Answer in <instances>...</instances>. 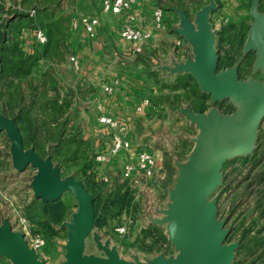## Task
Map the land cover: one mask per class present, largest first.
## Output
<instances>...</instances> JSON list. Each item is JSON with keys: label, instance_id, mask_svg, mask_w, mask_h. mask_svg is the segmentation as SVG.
<instances>
[{"label": "rangeland", "instance_id": "374dc122", "mask_svg": "<svg viewBox=\"0 0 264 264\" xmlns=\"http://www.w3.org/2000/svg\"><path fill=\"white\" fill-rule=\"evenodd\" d=\"M252 1L151 0L163 11L169 6L176 7L193 20L204 10L212 38V50L216 56L215 71L235 68L239 80L264 82V70L255 63L256 51L253 48L247 49L250 25L254 22L251 13ZM257 1L258 9L264 13V4ZM1 2L4 4L0 8V46L3 42L4 25L10 17L6 15L7 10L4 8L12 5L15 10L27 13L31 18L28 25L18 24V27L22 26L19 33L14 34L18 37L15 41L19 47L27 55L32 53L34 60H27L24 65L23 69L26 70L30 66L26 79L15 77L14 80H0V116L15 120L14 114L24 111L29 122V140L26 138L25 148H33L42 157H49L61 177L74 175L93 195L98 219L85 239L84 253L103 256L107 249L114 247L120 257L135 263L149 262L160 255L166 259H176L180 255V249L171 242L167 222L162 221V217L172 202V190L180 176V168L194 149L199 131L185 116L183 108L191 107L196 101L203 108L195 112L209 114L214 110L222 116H228L238 109L237 106L229 98H213L190 72L185 74V77L190 76L187 80L188 86L174 89L175 85L182 83L183 78L176 75L181 71L179 66L182 64L171 62L165 50L158 54L160 59L153 62L150 58L149 61H144L139 57L140 52L131 50L127 53L118 48L115 44L118 39L128 41L119 37L120 28L127 22L138 23V20L123 17L115 21L118 24V39L113 36L116 40L113 45H103V50L106 48L105 53L109 57L107 67L111 66L112 75H137L139 78L146 75L153 79L155 88L150 89L148 85L145 87L154 90L151 96L149 94L146 97L149 100L152 97L154 109L143 117L150 123L144 127L136 123L137 106L141 103V97L137 100L133 95V99L137 101H133L136 105L131 107L132 112L130 110L127 119L131 127L127 126V129L121 131L119 125L108 124V129H98L96 136L93 134L91 139H85L89 132L94 133L92 128H88V112L82 113L79 108H82V102L87 99L83 96L85 91L82 90H87V87L82 85L80 89L81 85L74 81L76 75H82L80 68L85 69L89 64L85 60L81 64V58L87 57L85 49L92 40L100 42L103 37L99 32L101 22L96 36L92 37L85 31L81 21L88 16H98L101 20L100 12H111L103 10V0H10L9 4L7 0ZM261 6L263 10L260 9ZM126 13L121 11L111 14H115L117 18L118 15ZM151 23L149 20L146 22ZM35 28L43 29L46 33L47 50H44L45 46L36 43L33 36ZM15 30L19 29L14 28L13 31ZM218 62L222 64L219 69ZM49 77L53 78L52 81H48ZM73 89L76 90V108L79 112H68L64 115V120H60L61 127L47 124L43 102L55 95V90L58 94H66ZM203 94L208 97L201 98ZM73 99L72 96L71 100ZM227 105L233 107L228 113L224 111ZM123 116L127 117V114L123 113ZM78 118L84 119V122ZM124 120L118 121L125 122ZM59 131L61 140H57ZM122 132L132 139L135 148L150 149L154 153L156 171L152 177L133 176L132 179H126L122 176L123 162H135L131 152H121L103 163L95 161L96 153L109 146L114 134ZM70 138L83 139L82 141L89 143L85 146L79 145L74 155L67 154L66 142L64 145L61 143ZM251 154H254V161L239 160L241 155ZM83 167L85 171L82 170ZM37 173V167L31 164L23 170L14 166L12 142L7 130L0 131V224L7 222L14 231L22 233L28 246L35 251L38 260L43 264H64L65 245L69 235L66 222L79 210V203L72 192L62 193L59 199L65 205V216L58 223L51 221L52 231L45 224L47 213L42 207L44 201L35 196L32 188L31 183ZM219 176L220 181L206 194L205 200L214 205V221L226 233L222 243L233 246L230 264H264V243L259 244L260 239H264V117L253 131L249 150L226 156L219 169ZM120 186L122 189L129 188L132 202L128 209L118 211L109 201ZM121 225H125V231L118 232L116 227ZM248 227L249 232L242 235ZM144 229L153 231L154 235H147L145 238ZM156 229L166 235V240L160 238ZM37 234L45 238V243L34 249L33 241ZM143 237L145 242L142 241ZM0 264L12 262L1 255Z\"/></svg>", "mask_w": 264, "mask_h": 264}, {"label": "water", "instance_id": "95a60500", "mask_svg": "<svg viewBox=\"0 0 264 264\" xmlns=\"http://www.w3.org/2000/svg\"><path fill=\"white\" fill-rule=\"evenodd\" d=\"M257 2L251 3L254 22L250 25L247 49L256 51L255 63L264 70V13L258 9ZM179 13L181 27L178 30L198 44L194 60L179 67L193 74L213 98H229L238 109L222 116L214 110L204 114L193 111L190 106L183 108L185 116L199 131L194 149L180 168L172 202L162 217V221L167 222L171 242L180 249L176 259L160 255L149 262L135 263L120 257L114 247L107 249L103 256L86 255L85 239L98 219L93 195L74 175L61 177L49 157H42L33 148H25L15 120L0 116V131L7 130L12 142L14 166L23 170L31 164L38 169L31 183L35 196L44 202H53L70 191L78 200L79 210L66 222L69 235L64 264H230L233 246L222 243L226 233L214 221L215 207L207 203L205 197L220 181L223 159L249 150L253 131L264 117V82L239 80L235 68L216 72V56L204 10L198 14L197 29L184 12ZM1 255L12 264H43L23 234L14 231L7 222L0 224Z\"/></svg>", "mask_w": 264, "mask_h": 264}, {"label": "crops", "instance_id": "0c3cea01", "mask_svg": "<svg viewBox=\"0 0 264 264\" xmlns=\"http://www.w3.org/2000/svg\"><path fill=\"white\" fill-rule=\"evenodd\" d=\"M1 1L3 0H0V8H2V4H4ZM7 3L9 4L10 0H7ZM10 6V8H4L5 10H7V12H5L6 15H12L15 10L12 5ZM156 6L157 4H155V2L152 3L151 0H144L140 4L138 3L137 5H134L131 10L126 11V15L121 14L118 15L119 17L117 18L115 17V14L100 12L101 25L99 26V32L101 34V37H103V41L102 39L100 40V42L92 40L89 44V47L85 49L87 57L81 58V64H83L84 60L89 64L85 66V69L84 67L82 69L80 68V73H82V75H76L77 78L74 81L75 84L78 83V85H81L80 89H82V85L87 87V90L82 89L85 91L83 92V96L87 99H85L84 102H82L83 100L81 101L82 108H79L81 109L80 112L82 113H85V111L88 112V116L86 119L88 122L87 124L89 125L88 128H92L94 130V133L89 132L86 135L85 139L87 137L91 139L93 134L96 136L98 129H108L107 124L98 121V104L102 106V113L110 115L117 121L119 119H125L124 121L127 122V126L131 127V123L127 121V119L129 118L128 113L130 112V110L132 112L131 107L136 105L135 103H133V101H137L141 97V103L139 104L141 105L144 98L146 99L149 94L151 96L154 93V90H148L149 88H155V86H153L155 85L154 81L151 77H147L146 75H144V77H141V80V78L137 77V75H117V73L116 75H112L111 66L107 67V61L109 60V57L105 53L106 48H104L105 50H103V45L107 47V45H113V42L116 41L113 39V36L116 38L118 37V24H116V20H120L123 17H125V19H129L131 13L136 15L137 20H140L144 25L149 26V24H146V22L148 20H152L153 12ZM163 12L164 16L162 27L158 29L152 28L151 37L147 40H144L141 46V50L137 51L140 52L139 57L143 58L144 61H149L148 58H150L151 61L155 62L157 61V59H160L158 54L162 50H165L171 62L174 61L175 63L184 64L188 60H194L197 54L198 44L193 39L186 37L178 30L181 27V16L179 13L180 10H178L176 7L169 6V8L165 9ZM187 17L193 24L194 29H197V19L193 20L189 16ZM78 30L79 29H77V31ZM76 38L77 40H79L78 37ZM115 44L124 52L130 53L129 51H134V45L130 41H119L118 39ZM185 74L188 73L183 70L176 73V75ZM115 78L119 79L118 85L115 86L112 94H106L103 90L104 83L112 81ZM147 85L149 86L148 89L145 88ZM58 95L59 103L64 97L69 100L70 104L67 110L68 112H79V109L76 108L78 102L77 100H75L77 98V96H75V89H73L71 93H59ZM133 95L136 96L137 100L133 99ZM72 96L74 97L73 100H71ZM150 99L151 100L148 99L149 104H142L141 110L138 111L136 123L140 127H144L147 123H150L149 120L146 121V119L143 118L145 114L152 113L154 109L152 97ZM123 113H126L127 117L123 116ZM78 120L84 122V119L81 120L78 118ZM130 140L132 141V139ZM133 143L134 142L132 141V144Z\"/></svg>", "mask_w": 264, "mask_h": 264}, {"label": "trees", "instance_id": "16d2710c", "mask_svg": "<svg viewBox=\"0 0 264 264\" xmlns=\"http://www.w3.org/2000/svg\"><path fill=\"white\" fill-rule=\"evenodd\" d=\"M264 4V0H260ZM260 9L263 10V6L260 7ZM39 13V12H38ZM30 17L29 14L20 12L17 10H14L12 15H10L9 19L4 25V34H3V42L0 46V80L1 81H8V80H14L15 77H19L20 79H26L28 77V74L30 73V66L29 68L23 69L24 65H26L27 60H34L32 53L31 54H26V51H24L21 47H19L18 42L15 41L18 37L16 36L17 33L20 31V27H18V24L22 23L23 25H28L30 22ZM14 28H17L19 30H14ZM16 32V34H14ZM40 46H45L44 50L48 48V43H45V45H40ZM222 64L217 63V68H221ZM154 76L155 75H151ZM189 75L185 77V75H178V78L182 79V83H179L174 86V89H177L180 86H188L187 80H189ZM53 79V78H52ZM51 77H49L48 81H52ZM47 81V82H48ZM180 81V82H181ZM207 94L201 95V98L205 99L207 98ZM59 95L57 94V90H55V95L48 97L44 102H43V109L46 111L45 115V122L47 124H53V125H59L60 126V120H64V115L68 113V107H69V100L66 99L65 97L62 98V101L59 103L58 102ZM196 101L193 102V105L191 106L193 111H200L203 108V105L195 103ZM153 103V99H152ZM155 104L159 105L158 101H155ZM233 107L231 105H227L224 108L225 112H230L232 111ZM23 110V109H22ZM12 111V110H11ZM14 118L16 120V123L19 126L20 132L22 134L23 138V143L26 145V138H28V128H29V122L27 120L26 113L24 111H21L19 113L14 114ZM64 122V121H63ZM62 122V123H63ZM60 132L57 135V140H61ZM83 139H65L62 141V145H64L66 142V152L67 154H75L76 150L79 148V145H87L89 142H84L82 141ZM61 146V145H60ZM82 149V148H81ZM84 149V148H83ZM88 156V155H87ZM254 159V154L251 155H241L239 160L240 161H247V160H253ZM86 164V163H85ZM84 164V166H85ZM85 168L83 167L82 170ZM85 171V170H84ZM87 189V188H86ZM89 191V190H88ZM132 202V197L130 196L129 193V188L125 187V189H122V186L117 187L114 196L112 199H110L109 203L110 205L114 206L117 208L118 211L122 209H128L131 206ZM42 207L47 213V220L45 221V224L48 226V228H51V221L58 223L63 220L65 216V205L61 201V199H57L53 202H42ZM94 207L96 210V204L94 200ZM250 227H248L242 235H245ZM53 231V229L51 228ZM151 230V229H150ZM156 233L162 238L163 240H166V235L160 230L156 229ZM147 235H154L153 231H149L148 229L143 230V236L146 238ZM143 237L142 241H146L145 238ZM260 243H264V239H260ZM148 246H152L149 245Z\"/></svg>", "mask_w": 264, "mask_h": 264}, {"label": "built area", "instance_id": "2783aa9c", "mask_svg": "<svg viewBox=\"0 0 264 264\" xmlns=\"http://www.w3.org/2000/svg\"><path fill=\"white\" fill-rule=\"evenodd\" d=\"M144 0H103L102 7L104 11L111 13H120L121 11L131 10L134 5L140 4ZM163 10L159 6H156L153 12V18L151 24L144 25L142 21L138 20V23L127 22L119 30V37L123 40H128L133 43V49L140 51L144 40L151 37L152 28H160L163 23ZM130 18L136 21L135 14L130 13ZM81 24L85 31L92 37L96 36L97 28L100 24L98 16H88L82 19ZM33 36L38 45H44L47 41V35L43 29L35 28L33 30ZM118 79H113L107 83H104L103 90L106 94H112L115 86L118 84ZM143 105L149 104V100L146 98L142 102ZM141 105L137 106V110H141ZM97 111L100 112L98 121L101 123L109 124L111 126L119 125L121 131L127 129V124L122 121L113 120L112 117L104 115L102 113V106L97 105ZM131 152L134 155L135 162L126 160L122 165V176L126 179H132L133 176L152 177L156 171V158L154 153L150 149L142 147H134L130 138L122 133L114 134L109 146L96 153L94 159L97 163H103L110 157L120 154L121 152ZM118 232L125 231V225L116 227ZM45 243V238L37 234L33 241V248L37 249L42 247Z\"/></svg>", "mask_w": 264, "mask_h": 264}, {"label": "bare ground", "instance_id": "6f19581e", "mask_svg": "<svg viewBox=\"0 0 264 264\" xmlns=\"http://www.w3.org/2000/svg\"><path fill=\"white\" fill-rule=\"evenodd\" d=\"M240 153V152H239Z\"/></svg>", "mask_w": 264, "mask_h": 264}]
</instances>
